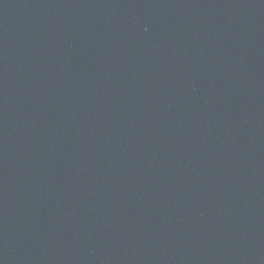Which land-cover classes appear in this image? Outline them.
<instances>
[{
  "label": "water",
  "instance_id": "95a60500",
  "mask_svg": "<svg viewBox=\"0 0 264 264\" xmlns=\"http://www.w3.org/2000/svg\"><path fill=\"white\" fill-rule=\"evenodd\" d=\"M0 264H264V0H0Z\"/></svg>",
  "mask_w": 264,
  "mask_h": 264
}]
</instances>
